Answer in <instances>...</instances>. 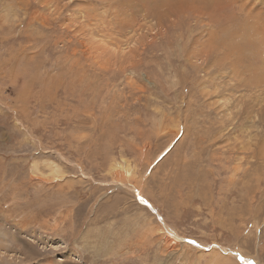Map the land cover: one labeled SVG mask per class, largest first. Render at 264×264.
I'll list each match as a JSON object with an SVG mask.
<instances>
[{
	"label": "rangeland",
	"instance_id": "1",
	"mask_svg": "<svg viewBox=\"0 0 264 264\" xmlns=\"http://www.w3.org/2000/svg\"><path fill=\"white\" fill-rule=\"evenodd\" d=\"M246 261L264 0H0V264Z\"/></svg>",
	"mask_w": 264,
	"mask_h": 264
},
{
	"label": "snow or ice",
	"instance_id": "2",
	"mask_svg": "<svg viewBox=\"0 0 264 264\" xmlns=\"http://www.w3.org/2000/svg\"><path fill=\"white\" fill-rule=\"evenodd\" d=\"M192 243H195V242H192ZM245 264H254L253 261H246Z\"/></svg>",
	"mask_w": 264,
	"mask_h": 264
},
{
	"label": "bare ground",
	"instance_id": "3",
	"mask_svg": "<svg viewBox=\"0 0 264 264\" xmlns=\"http://www.w3.org/2000/svg\"><path fill=\"white\" fill-rule=\"evenodd\" d=\"M113 168H114L115 170H116V169H118V168H117V167H115V166H114Z\"/></svg>",
	"mask_w": 264,
	"mask_h": 264
}]
</instances>
